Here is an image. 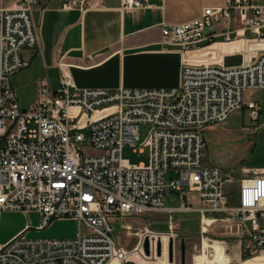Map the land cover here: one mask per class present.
<instances>
[{"label":"built area","instance_id":"built-area-1","mask_svg":"<svg viewBox=\"0 0 264 264\" xmlns=\"http://www.w3.org/2000/svg\"><path fill=\"white\" fill-rule=\"evenodd\" d=\"M37 2L0 0V212L36 211L39 229L72 218L78 231L31 237L22 230L0 245V264H109L121 250L127 252L124 264L128 250L113 237L110 218L165 212L170 240L178 234L176 213L187 211L198 213L203 243L226 241L210 235L214 223L225 222L222 233L236 239L239 264H264V172L242 176L236 193L227 188L234 171L204 160L210 125L245 105L255 118L262 109L246 99V90L264 88V0H226L205 6L195 19L162 27L164 47L182 51L219 36L241 41L232 48L242 54L239 64L185 59L173 87H81L63 71L57 87L38 79L36 102L24 108L12 77L29 64L24 47L39 39L32 17ZM87 2L63 6L84 8ZM145 5L122 0L123 8ZM231 19L240 26L216 30ZM143 124L148 130L141 142ZM126 145L147 147L148 163L124 157ZM173 190L180 204L168 206ZM152 230L149 223L141 227L143 241Z\"/></svg>","mask_w":264,"mask_h":264},{"label":"crops","instance_id":"crops-1","mask_svg":"<svg viewBox=\"0 0 264 264\" xmlns=\"http://www.w3.org/2000/svg\"><path fill=\"white\" fill-rule=\"evenodd\" d=\"M67 1L70 0H38L32 10L39 39L35 45L24 47L23 55L29 64L12 77L15 90L18 88L34 94L31 106L38 95V79L45 78L52 87H57L63 71L70 73L81 87H173L180 82L185 59L216 61L225 65L242 62V54L232 50L237 43L226 42L222 36L217 37L215 42L207 40L199 49L184 51L175 46L164 47L161 42L163 25L195 19L205 6L223 5L226 0H143L146 5L135 8H123L122 0H88L84 8H64ZM239 26V19H231L217 25L216 30ZM234 56H240V61H227ZM259 89L262 88L246 90V99L256 100L262 109L256 118L251 115L260 122L247 126L245 135L255 134L259 128H264V93L253 96V92ZM238 110L250 112L247 105ZM249 167L243 176L264 172V163ZM40 220L36 211H1L0 245L22 230L31 236L29 233L41 232L49 227L37 228ZM175 227L177 229L176 224ZM150 235L153 249L150 258L159 259L154 247L156 238L161 237L163 255L160 258L169 264L166 261L169 234L152 231ZM216 241L211 244L205 239L203 244L212 247L213 256L201 253L195 257L193 264H230L232 252L224 250L222 243L218 250ZM237 248L234 254L240 258L241 250ZM136 251L140 253L137 258L141 255L145 257L139 247L128 254ZM123 253L127 254L124 250Z\"/></svg>","mask_w":264,"mask_h":264},{"label":"rangeland","instance_id":"rangeland-1","mask_svg":"<svg viewBox=\"0 0 264 264\" xmlns=\"http://www.w3.org/2000/svg\"><path fill=\"white\" fill-rule=\"evenodd\" d=\"M240 56L229 57L227 61H240ZM260 93H264V89H259L253 92V96H257ZM16 94L22 105H26L28 108L34 99V94L30 91L22 92L16 88ZM37 99V98H36ZM36 102V100H35ZM260 121H257L251 117L249 110H236L226 120L213 124L212 127L206 130L207 147L204 152V160L208 164L218 165L223 168L232 169L236 176L235 181L228 185L229 191H238L240 185V178L245 175V171L249 169V166L255 164L264 163V128H259L257 133L247 134L246 127L253 126ZM35 121L29 123V127H35ZM250 126V127H251ZM148 130L147 125L141 126V142L145 138ZM98 152L97 149L93 150ZM123 156L129 158L131 162H145L148 163V148L133 147L126 145L123 149ZM166 204L168 206H177L180 204L179 193L173 190L166 197ZM199 202L196 200L194 206H198ZM167 215L162 212H148L145 215L130 214L122 215L114 218H110V223L113 227L112 235L116 241L123 245L125 249L133 251L139 247L141 253L145 256L137 258L140 253L138 251L128 254V257L124 259V264H166L164 258H160L161 255L157 253L155 240V255L159 259L150 258L147 255L143 247V239L141 237L140 229L146 223L150 224V227L156 231H169L166 229ZM209 220V219H208ZM174 222L177 226L175 231L178 233L174 236V242L176 244V254L180 253L178 246L182 237H185L187 246L186 261L187 264H193L195 257L201 253L206 252L210 257L213 256L212 247H206L202 241L200 218L197 212H177L174 218ZM225 222H216L211 226L210 235L218 238H225L226 241L217 240L215 245L217 249H220L221 243L224 244V250L231 253L232 261L230 264H239V259L234 252L237 248V241L232 237H227L222 233L226 228ZM152 230V231H154ZM78 224L75 219L72 218H58L55 219L48 228L41 232L29 233L31 236L36 237H71L77 234ZM154 231V232H156ZM158 233V232H156ZM169 238L167 241V257L166 261L169 263ZM123 251V250H122ZM123 253V257H124ZM136 257V258H135ZM262 256H258L255 259H261ZM142 259V260H139ZM249 261L254 259H248ZM113 264H120L118 260L111 261ZM170 264V263H169ZM172 264H181L180 259Z\"/></svg>","mask_w":264,"mask_h":264},{"label":"water","instance_id":"water-1","mask_svg":"<svg viewBox=\"0 0 264 264\" xmlns=\"http://www.w3.org/2000/svg\"><path fill=\"white\" fill-rule=\"evenodd\" d=\"M143 247L147 255L152 254V247H151V239L149 236H146L143 241ZM157 253L158 255L163 254V243L162 239L159 238L157 241ZM169 261L174 262V239L170 238L169 240ZM181 264H187L186 261V241L185 237H182L181 239Z\"/></svg>","mask_w":264,"mask_h":264},{"label":"flooded vegetation","instance_id":"flooded-vegetation-1","mask_svg":"<svg viewBox=\"0 0 264 264\" xmlns=\"http://www.w3.org/2000/svg\"><path fill=\"white\" fill-rule=\"evenodd\" d=\"M175 249H176V244L174 242V258H175V261H177L178 259H180V263H181V241H180V244L178 246V250L180 251V253L176 254ZM186 255H187V246H186Z\"/></svg>","mask_w":264,"mask_h":264},{"label":"bare ground","instance_id":"bare-ground-1","mask_svg":"<svg viewBox=\"0 0 264 264\" xmlns=\"http://www.w3.org/2000/svg\"><path fill=\"white\" fill-rule=\"evenodd\" d=\"M241 41H239V42H236V43H240ZM152 232V231H151ZM150 233V232H149ZM169 234V233H168ZM169 235H171V234H169ZM163 255V254H162ZM161 255V256H162ZM160 256V257H161ZM122 258H123V251L121 250L120 252H119V255H118V257L117 258H115L116 260H118L119 262H120V264H121V262H122ZM115 259H113V260H115ZM112 260V261H113ZM170 264H172L173 262H169ZM109 264H113L112 262H110Z\"/></svg>","mask_w":264,"mask_h":264},{"label":"trees","instance_id":"trees-1","mask_svg":"<svg viewBox=\"0 0 264 264\" xmlns=\"http://www.w3.org/2000/svg\"><path fill=\"white\" fill-rule=\"evenodd\" d=\"M133 264H136V263H133Z\"/></svg>","mask_w":264,"mask_h":264}]
</instances>
